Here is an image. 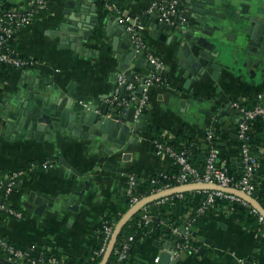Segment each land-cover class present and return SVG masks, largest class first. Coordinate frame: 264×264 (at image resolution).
Returning a JSON list of instances; mask_svg holds the SVG:
<instances>
[{
  "label": "crops",
  "instance_id": "obj_1",
  "mask_svg": "<svg viewBox=\"0 0 264 264\" xmlns=\"http://www.w3.org/2000/svg\"><path fill=\"white\" fill-rule=\"evenodd\" d=\"M7 1L25 9L32 2ZM65 1L54 0L44 15L23 28L9 43L14 54L29 58L34 64L15 67L0 92V169L5 172L23 170L21 184L11 202L24 212L23 218L8 217L7 221H2L0 233L24 250L34 253L44 250L64 258H80L98 244L95 225L105 215L109 204L123 198L128 176L149 178L170 168L169 160L154 151L150 125L170 136L186 128L203 153L211 146L208 140L211 133L236 161L238 149L234 140L238 136L233 130L237 131L242 116L237 110L235 115L227 113L225 107L230 105L235 109L233 102L264 103V61L248 54L241 45L245 31L257 24L254 17H261L257 10L260 5L264 7V2L218 0L213 8L208 7L216 14L202 19L208 32L202 49L216 55L214 62L222 69L218 79L209 67L200 79L187 83L188 76L179 65L180 46L152 36L143 22V17H153L146 13L151 0H115L118 6L98 0L99 23L90 32L89 41L82 43L81 51L61 40L60 22ZM126 12L140 17L146 26L145 37L150 50L164 60L166 69L162 74L164 84L151 87L148 108L142 113L145 117L141 114L135 118V127L128 133L130 141L123 149L110 155L105 152L106 144L74 137L66 130L58 131L52 140L15 138L7 127V113L12 111L8 105L37 80H43L46 86L60 90L61 96L75 101L88 102L120 94L121 88L117 92L118 75L124 72L119 68L120 61L112 52L108 36H117L115 31L122 32L118 44L125 45L127 41L123 36L129 34L134 45L122 21V14ZM164 32L168 36L173 33L167 29ZM199 50L197 48V53ZM142 56L148 60L145 53ZM135 62L133 59L131 63V78L156 71L147 62L141 67L135 66ZM124 95L130 97L132 92L125 89ZM257 155L260 163L255 177L264 182V146ZM32 193L34 200L44 202L45 207L40 212L26 205ZM195 231L194 249L181 252L175 264H239L243 258L264 263V227L258 230L241 221L231 205L210 207L201 214ZM168 242L171 241L153 232L134 244L122 264H160L156 258ZM175 247L171 242L170 249ZM173 259L168 264H172ZM0 264L21 263L4 258L0 259Z\"/></svg>",
  "mask_w": 264,
  "mask_h": 264
},
{
  "label": "water",
  "instance_id": "obj_2",
  "mask_svg": "<svg viewBox=\"0 0 264 264\" xmlns=\"http://www.w3.org/2000/svg\"><path fill=\"white\" fill-rule=\"evenodd\" d=\"M93 1H65L63 19L60 22L62 26L60 35L63 44L70 43L72 48L81 51L82 43L89 41L90 32L99 23L98 0ZM217 1L182 0L177 15L173 17V23L163 22L156 17H149V19L146 16L143 17V22L150 29L152 36L157 35L160 40L167 41L168 44L180 46L178 50V55L181 57L179 65L185 70L184 74L188 76L187 83L200 79L209 67L214 70V77L219 78L222 68L214 62L216 55L206 48L202 49L206 34H208L205 31L207 26H204L202 19L205 15L216 14L210 8H213L218 3ZM263 2L264 0H259V4H263ZM261 6L257 10V14H261V17L258 18L255 14L254 18H256L257 24L252 29L245 31L241 38V45L248 54L264 61V7ZM165 29L171 30L173 33L168 36L164 32ZM105 33L109 34L107 30ZM114 33L117 36L109 34L108 41L114 56L120 61V70L129 80H132L131 63L133 59H136L135 66L141 67L143 63L147 62L152 70L156 69L154 64L146 60L142 54L137 52L136 47L131 45L129 34L123 36L127 43L119 45L118 36L120 37L122 32L115 31ZM197 48H200L198 53ZM142 91V87L139 86L135 92L138 97L130 105L125 103L129 96L124 95V86L121 88L120 94L116 96H101L88 102L75 101L67 96H61L60 90L57 91L55 88L46 86L43 80H37L33 82L32 86L26 87L24 91L20 92L15 100L8 105L9 110L12 111L7 113V127L9 131L13 132L15 138L28 137L40 141L52 140L58 131L66 130L74 137L106 144L105 152L113 155L115 150H122L125 144L130 141L128 133L135 127L136 107L139 104ZM111 97L112 99L109 100ZM225 110L227 113L235 115L236 109L231 108L230 105L226 106ZM141 117H145L144 114ZM233 132L237 133L236 130ZM72 169L77 172L74 168ZM200 188H218L232 192L257 207L264 214V208L255 198L236 188H221L219 185L210 183L176 186L143 198L123 216L115 227L108 249L100 264H107L124 224L142 205L167 194ZM33 195L34 193L29 197L26 205L30 209L33 208L36 212H40L44 202L40 204L38 199L32 198ZM79 195L81 198L83 191L79 192ZM170 246L171 242H168L160 254V264H168L172 259L174 248L170 249ZM176 261L173 259L172 264H175Z\"/></svg>",
  "mask_w": 264,
  "mask_h": 264
},
{
  "label": "built area",
  "instance_id": "obj_3",
  "mask_svg": "<svg viewBox=\"0 0 264 264\" xmlns=\"http://www.w3.org/2000/svg\"><path fill=\"white\" fill-rule=\"evenodd\" d=\"M39 8H47L48 0H35ZM181 0H151L149 6L146 8V13L159 18L163 22H171L173 17L177 14L178 6ZM122 21L126 23L127 31L132 35L133 43L139 53H145L148 60L155 65L156 71L149 75L136 74L132 80H129L124 73L118 75V87L117 92L123 86L132 95L125 101L127 105H130L136 100V89L141 86L143 91L139 100V104L136 107L137 118L147 108L150 101V90L154 84H164L162 77L163 72L166 69V64L158 55L154 54L145 39L146 26L140 21L138 15H131L129 13L122 14ZM36 20L35 9L25 8H10L4 9L0 4V68L2 64H10L17 68L29 67L34 64V61L29 58H22L16 56L8 48V44L13 40L17 34L25 27L31 25ZM3 88V82L0 77V92ZM261 99V95H259ZM233 106L242 116L238 122L237 136L241 141L240 153L243 162L242 177L239 181H235L234 177L228 173L225 161L218 159L217 150L210 146L207 152L206 166L203 173H200L189 161V158L185 151L176 152L172 147L163 144L156 143V154L162 157L170 156L175 158L176 162L181 166V172L176 177L177 185H171L170 183L164 184L162 187H156L153 189L152 194L180 186L193 183H210L219 185L221 188H236L247 195L254 198L253 194L256 191V184L253 182L256 168L259 166L260 160L254 155L250 147L249 128L250 124L258 117L264 119V103L257 102L252 108H249L241 102H233ZM208 140H213V135L208 133ZM163 174V173H162ZM164 175V174H163ZM166 178L167 176L164 175ZM23 178V170L16 169L10 172H4L0 169V211H4L8 217L23 218L24 212L17 209L12 205V197L17 192ZM141 178L137 175H130L127 178L125 187V194L131 195L132 207L136 205L143 198H139L133 195V190ZM153 183H157L152 178ZM206 193V199L201 207L198 208L197 214H204L210 207L214 205L217 199H226L229 201H242L244 204L249 205L252 208V212L258 215L259 220L264 222V214L255 206L241 198L240 196L218 188H200ZM177 196H181L177 192ZM151 194V195H152ZM169 195H164L156 198L157 203H163L168 200ZM145 198V197H144ZM142 210V224L149 225L154 221L153 216L149 213V205L145 203L141 206ZM195 218L189 219L184 226V232L186 238L192 239L191 229ZM115 226H107L105 228V241L101 249L97 254L104 255L108 249L109 243L112 239ZM175 234L179 233L178 227H173ZM133 241V237L130 236L126 241L122 242L120 247L115 251L118 256L119 262L123 263L129 256L130 243ZM184 246L179 244L172 250V258L178 259ZM192 249H194L192 247ZM2 252L9 255L10 260L14 262H22L25 260L27 264H62V262L54 255L46 256V251L41 250L38 253H34L32 250L21 249L5 238L0 236V257ZM159 261V257L156 258ZM239 264H248L246 258L240 260ZM251 264H259L257 261H253Z\"/></svg>",
  "mask_w": 264,
  "mask_h": 264
},
{
  "label": "trees",
  "instance_id": "obj_4",
  "mask_svg": "<svg viewBox=\"0 0 264 264\" xmlns=\"http://www.w3.org/2000/svg\"><path fill=\"white\" fill-rule=\"evenodd\" d=\"M104 3L112 4L113 6H118L115 0H102ZM54 3V0H48L47 8H39L35 0H32L29 7L26 9H35L36 19L44 15L48 11L49 7ZM4 9L10 8H19L10 4L7 0L0 2ZM121 9V8H119ZM148 42L147 37H145ZM8 48L11 50L8 44ZM18 57L26 58L21 55H16ZM14 66L10 64H2L0 68V77L2 82H5L11 71L14 70ZM241 104L252 108L256 103L246 105L247 103L241 102ZM149 131L153 134V147L156 152V143H163L172 147L176 152L185 151L190 163L198 169L200 173H203L206 166L207 153H203L199 148L194 144V135L189 132L186 128H181L177 134L170 136L165 134L159 127L155 125L149 126ZM250 136V147L251 151L258 158L257 153L260 152V149L264 146V119L258 117L250 124L249 128ZM212 147L217 150L218 159L220 161H225L226 168L228 173L234 177L235 181H239L242 177L243 162L240 153L241 141L238 138L234 140V145L238 149V155L236 161L233 159L231 154L220 145V141L213 139L210 143ZM170 162V168L165 172H160L149 178H141L136 184L133 195L139 198L148 197L152 194L153 189L156 187H162L166 183L171 185H177L176 177L181 172V166L176 162L175 158L166 156ZM260 159V158H259ZM236 162V163H235ZM259 167L256 168V173ZM5 172V171H4ZM10 172V171H9ZM166 175L167 178L163 175ZM256 173L253 178V182L256 184V191L254 192V198L261 204L264 208V182L256 179ZM152 178L157 181V183L152 182ZM181 196H177L178 193L168 194L169 199L163 203H157V200H151L148 202L149 213L153 216L154 221L145 225L142 224V210L141 207L133 213L130 218L124 224L118 240L116 242L115 248L112 252V255L107 262V264H122L118 260V256L115 251L120 247L121 243L126 241L130 236L133 237V241L130 243L129 255L132 251L134 244L144 237L150 236L153 232L159 233L165 241H171L175 245L179 244L184 246L182 253L191 250L195 246L193 238H186L185 233H182V229L186 225L189 219L195 218L193 222V227L191 229V234L195 237L196 231L195 227L197 223L201 220V215L197 214V210L202 206L204 200L206 199V193L198 189H187L179 192ZM231 205L234 209L237 210L240 220L245 222L248 225H252L256 229H261L264 227V222L259 220L257 214L252 212V208L244 204L242 201H229L226 199H217L213 206H223ZM132 208L131 204V195L125 194L121 200L109 204L106 208L105 215L101 220L95 225V230L99 234L98 244L87 250L84 255L80 258L68 257L64 258L57 254H51L46 251V256L54 255L56 256L62 264H100L104 255L97 254L105 241V228L107 226H117L123 216ZM8 215L4 211H0V229L3 227L2 221H7ZM173 227H178L179 233L175 234L173 232ZM0 236L7 238L5 235L0 233ZM192 236V237H193ZM8 239V238H7ZM9 240V239H8ZM10 243L15 245L11 240ZM16 246V245H15ZM9 260L10 257L7 253L2 252L0 259ZM248 264H251L254 260L246 258ZM21 264H27L25 260L19 262ZM264 264V263H263Z\"/></svg>",
  "mask_w": 264,
  "mask_h": 264
},
{
  "label": "flooded vegetation",
  "instance_id": "obj_5",
  "mask_svg": "<svg viewBox=\"0 0 264 264\" xmlns=\"http://www.w3.org/2000/svg\"><path fill=\"white\" fill-rule=\"evenodd\" d=\"M182 1V0H181ZM178 9H179V6H178ZM178 11V10H177Z\"/></svg>",
  "mask_w": 264,
  "mask_h": 264
}]
</instances>
